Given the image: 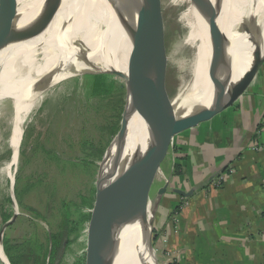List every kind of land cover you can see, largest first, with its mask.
<instances>
[{"label": "bare ground", "instance_id": "bare-ground-1", "mask_svg": "<svg viewBox=\"0 0 264 264\" xmlns=\"http://www.w3.org/2000/svg\"><path fill=\"white\" fill-rule=\"evenodd\" d=\"M183 10L180 47L189 54L179 63L181 81L177 91L161 106L176 111L207 105L225 94L253 62L257 44L263 45L264 0H212L220 31L210 29L196 0H176ZM57 9L46 27L34 35H24L41 10ZM16 30L0 38V101L12 105V126L7 161L18 162V145L27 116L55 83L76 75L102 69L124 71V59L131 51L132 37L126 13L115 0H17ZM129 20V17H128ZM246 22L248 31H239ZM261 29V35L255 32ZM258 46V45H257ZM83 49L87 56L83 54ZM188 75L186 78H184ZM28 119V118H27ZM149 127L136 112L129 118L127 145H144ZM126 145L125 151L129 149ZM108 156L100 165L103 176ZM6 176L12 180L13 172ZM151 171L161 177L154 161ZM111 196L105 200L109 218ZM149 216V215H148ZM127 241L118 249V264H155L149 246V219L143 225H127L120 233ZM0 258L5 257L0 250Z\"/></svg>", "mask_w": 264, "mask_h": 264}, {"label": "crops", "instance_id": "crops-1", "mask_svg": "<svg viewBox=\"0 0 264 264\" xmlns=\"http://www.w3.org/2000/svg\"><path fill=\"white\" fill-rule=\"evenodd\" d=\"M158 162L169 180L153 223L160 264L163 252L173 264H264V63L232 105L167 139Z\"/></svg>", "mask_w": 264, "mask_h": 264}, {"label": "water", "instance_id": "water-1", "mask_svg": "<svg viewBox=\"0 0 264 264\" xmlns=\"http://www.w3.org/2000/svg\"><path fill=\"white\" fill-rule=\"evenodd\" d=\"M127 15L128 29L132 37L130 54L124 59V71L102 69L96 73L115 74L121 79L124 89V104L120 125L110 139L100 159L98 174L94 186V201L87 224L86 264H114L118 249L127 241L120 238L121 230L127 225L142 226L149 219V246L152 249L153 223L155 205L165 193L169 180L159 187L151 202V189L154 173L150 162L154 161L160 169L158 155L167 139L175 133L210 119L216 113L232 105L248 88L260 66L264 63L263 45L257 44L253 54V62L237 82L222 96L207 105L195 106L183 111H176L172 105L161 112V106L168 97L163 88V70L166 62V51L157 17V0H115ZM202 16L210 29L220 31V22L212 0H196ZM57 9L46 7L26 28L24 35H34L43 30L53 18ZM17 0H0V38L16 30ZM129 17V20H128ZM237 29L248 31L246 22ZM255 32L261 35V29ZM87 56L83 49V54ZM136 112L149 130L144 138V145L130 147L127 145L129 118ZM23 133L18 145H21ZM126 145L129 147L125 151ZM108 156L103 176L100 165ZM12 179L10 188H13ZM181 196L188 194L175 190ZM111 196L109 218L106 216L105 200ZM13 203H14V198ZM152 209L148 212L149 203ZM14 207V206H13ZM14 207L12 216L4 222L0 233V250L5 261L10 264L2 248L3 232L17 216ZM149 215V216H148ZM154 253V252H153ZM159 264V262H155Z\"/></svg>", "mask_w": 264, "mask_h": 264}, {"label": "rangeland", "instance_id": "rangeland-1", "mask_svg": "<svg viewBox=\"0 0 264 264\" xmlns=\"http://www.w3.org/2000/svg\"><path fill=\"white\" fill-rule=\"evenodd\" d=\"M183 5L176 3V0H157V17L160 23V29L165 45L166 62L163 70V88L167 97L173 95L180 84L181 76L179 63L184 59L183 48L180 47V41L183 34L179 14L183 10ZM55 83L45 92L39 103L32 109L25 121V130L30 129V138L24 146L22 142L18 151V162L13 168L7 161L11 156L9 137L12 126V105L9 100L0 101V209L3 212L12 213L14 207L18 212L16 219L9 224L3 236L9 238H20L32 231V226H38L41 232L49 231L51 228L48 221L52 220L56 201L50 204L49 210H46L47 201L50 198L49 191H39L32 189L25 195V203L46 216V220L35 218L30 212L20 207L14 196V184L17 174L24 177V181L38 182L42 180L45 187L55 186L53 196L57 200L79 201V194L87 195L89 191L94 201V186L98 174L100 160H94L95 169L91 173L82 171H71L59 173L48 163L42 161L41 154L31 157L30 148L33 147V141L37 140L45 148H52L59 152L60 156L66 160L80 161L84 158L82 140L91 141L96 145L99 143L100 135L97 128L104 121L102 120L103 110L95 111L92 107L97 101V97L113 93L115 85L121 82L118 75L105 73H85L76 75ZM110 75L111 77H106ZM188 75L184 78H186ZM105 114V112H104ZM106 114H109L106 112ZM24 136V134H23ZM25 150V158L31 157L23 170L20 166L23 164L21 159V150ZM89 151V150H87ZM13 172V188H10L11 180L6 176L7 169ZM162 177L154 175L151 189V202L156 196L155 188ZM22 186V185H21ZM14 198V203L13 199ZM7 199H10L9 201ZM52 200H49L50 202ZM149 203L148 212L152 209V203ZM14 206V207H13ZM82 212L90 214L91 208L82 207ZM1 215V214H0ZM155 218V217H154ZM4 222L0 216V233ZM87 224L78 230L76 237L69 244L61 264H86L87 250ZM154 233V232H153ZM152 238V248L157 262L158 253L156 240ZM156 247V248H155ZM160 264V263H159Z\"/></svg>", "mask_w": 264, "mask_h": 264}, {"label": "trees", "instance_id": "trees-1", "mask_svg": "<svg viewBox=\"0 0 264 264\" xmlns=\"http://www.w3.org/2000/svg\"><path fill=\"white\" fill-rule=\"evenodd\" d=\"M106 77L109 78L111 76L108 75ZM124 96L125 89L121 81L115 85L113 93L109 92L97 97V101L92 107L97 112L103 110L102 120L104 122L97 128V132L102 138L97 145L91 141L82 140L84 158L80 161L66 160L60 156L58 151L39 145L40 143L37 140L33 141V147L30 148L31 157L38 153L41 154L42 161L48 163L49 166L55 168L59 173L66 172L68 169L92 173L96 167L94 160L101 159L108 142L119 128ZM106 112L109 114H106ZM29 132V128L24 131L22 146L30 138ZM20 154L23 163L20 166V170H23L24 165L29 162L31 157L25 158L24 149L21 150ZM175 167L177 171V166ZM48 185L50 187H45L41 179L38 182L31 183L27 180L24 181V177L20 174H17L15 178L14 196L16 202L20 207L30 212L33 217L46 220L44 214L25 203V195L31 192L33 188L38 191L40 189H43V191L51 190L49 200L52 201H47L46 210H49L50 204L54 201H56V206L53 208V214H51L53 216L52 220L48 221L51 227L49 231L41 232L38 226L34 224L32 231L23 237H3L2 248L10 264H61L69 244L74 240L81 226L83 227L89 220L90 214L82 212L81 208H92V192L90 193L89 191L87 195L79 194V201L57 200L53 196L55 186ZM7 200L9 201L10 199ZM0 214L3 222L11 217L10 213L3 212L2 209H0ZM153 232V240L155 241L157 231L153 229ZM0 264L3 263L0 261ZM115 264H118V262L116 261Z\"/></svg>", "mask_w": 264, "mask_h": 264}, {"label": "built area", "instance_id": "built-area-1", "mask_svg": "<svg viewBox=\"0 0 264 264\" xmlns=\"http://www.w3.org/2000/svg\"><path fill=\"white\" fill-rule=\"evenodd\" d=\"M160 171H161V169H160ZM161 177H163L164 181L168 180L167 178L164 177L162 171H161ZM218 183H219V181H218ZM165 241H166V238L163 237L162 238V242H165ZM156 250H157V248H156ZM163 254H164L163 264H173V260H172L171 256L168 253H165V252H163Z\"/></svg>", "mask_w": 264, "mask_h": 264}]
</instances>
